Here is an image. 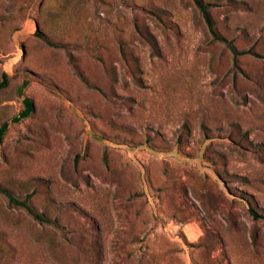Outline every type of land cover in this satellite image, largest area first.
<instances>
[{"label":"rangeland","instance_id":"rangeland-1","mask_svg":"<svg viewBox=\"0 0 264 264\" xmlns=\"http://www.w3.org/2000/svg\"><path fill=\"white\" fill-rule=\"evenodd\" d=\"M203 1L221 41L191 0H0V187L50 221L0 193V264H264V0Z\"/></svg>","mask_w":264,"mask_h":264},{"label":"trees","instance_id":"trees-1","mask_svg":"<svg viewBox=\"0 0 264 264\" xmlns=\"http://www.w3.org/2000/svg\"><path fill=\"white\" fill-rule=\"evenodd\" d=\"M191 1L194 7L198 10V12L203 17L212 38L214 40L221 41L222 38L215 32L213 21L211 19L210 12H209V5L206 4L203 0H191ZM35 35H38L45 42V44L53 46V44L44 36L39 35L38 33H35ZM230 50L232 51V54H233V68L237 70V67H238L237 57L239 56L240 53L233 46L230 47ZM28 83L29 82L27 79H24L22 81V83L20 84L18 88V92L20 95L23 94V91L27 87ZM7 84H8L7 74L3 73L2 78L0 80V90L5 88ZM22 104H23V109L11 119L12 123H18L21 120L26 119L32 113L34 106L30 99L23 98ZM7 129H8V123L3 122L0 125V143L2 142L3 136L5 132L7 131ZM0 193L5 196L9 206L24 209L38 223H41V224L50 223V221L46 218V216L43 213H38L30 206L28 198L18 199L17 197L12 195L8 190L3 189L2 187H0ZM251 212L254 217H258L264 220V215H256V212H253V211Z\"/></svg>","mask_w":264,"mask_h":264}]
</instances>
